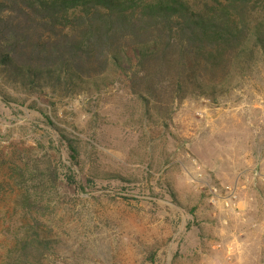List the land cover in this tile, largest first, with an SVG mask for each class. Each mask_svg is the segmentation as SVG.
Wrapping results in <instances>:
<instances>
[{
	"label": "rangeland",
	"instance_id": "1",
	"mask_svg": "<svg viewBox=\"0 0 264 264\" xmlns=\"http://www.w3.org/2000/svg\"><path fill=\"white\" fill-rule=\"evenodd\" d=\"M0 90L16 98L0 94V264L20 214L9 173L36 161L59 173L40 211L59 240L54 264H264V65L157 123L125 85L48 99ZM214 185L234 188L228 205Z\"/></svg>",
	"mask_w": 264,
	"mask_h": 264
},
{
	"label": "trees",
	"instance_id": "2",
	"mask_svg": "<svg viewBox=\"0 0 264 264\" xmlns=\"http://www.w3.org/2000/svg\"><path fill=\"white\" fill-rule=\"evenodd\" d=\"M261 65L264 0H0V82L27 98L125 85L157 123L189 97L227 96ZM17 169L9 177L22 190L12 205L20 214L5 264H54L59 240L40 211L58 170L37 161Z\"/></svg>",
	"mask_w": 264,
	"mask_h": 264
},
{
	"label": "built area",
	"instance_id": "3",
	"mask_svg": "<svg viewBox=\"0 0 264 264\" xmlns=\"http://www.w3.org/2000/svg\"><path fill=\"white\" fill-rule=\"evenodd\" d=\"M225 191L226 196L224 198V201L226 202V204L228 205L229 202L231 201L230 197H234V188L230 187V186H211L210 187V192L213 195V197H220L222 192Z\"/></svg>",
	"mask_w": 264,
	"mask_h": 264
}]
</instances>
